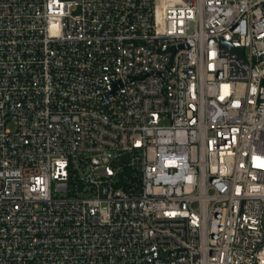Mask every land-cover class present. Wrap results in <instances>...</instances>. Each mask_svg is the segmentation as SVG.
I'll return each instance as SVG.
<instances>
[{"label":"built area","instance_id":"obj_1","mask_svg":"<svg viewBox=\"0 0 264 264\" xmlns=\"http://www.w3.org/2000/svg\"><path fill=\"white\" fill-rule=\"evenodd\" d=\"M0 264H264V0H0Z\"/></svg>","mask_w":264,"mask_h":264},{"label":"water","instance_id":"obj_2","mask_svg":"<svg viewBox=\"0 0 264 264\" xmlns=\"http://www.w3.org/2000/svg\"><path fill=\"white\" fill-rule=\"evenodd\" d=\"M225 47H230L229 44H224ZM233 52L239 54V55H242V50L240 49H231Z\"/></svg>","mask_w":264,"mask_h":264}]
</instances>
